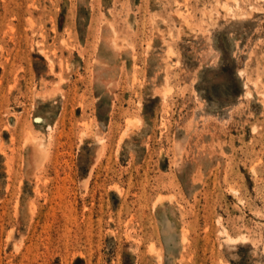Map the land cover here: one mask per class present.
I'll return each mask as SVG.
<instances>
[{"label": "rangeland", "instance_id": "obj_1", "mask_svg": "<svg viewBox=\"0 0 264 264\" xmlns=\"http://www.w3.org/2000/svg\"><path fill=\"white\" fill-rule=\"evenodd\" d=\"M0 264H264V0H0Z\"/></svg>", "mask_w": 264, "mask_h": 264}, {"label": "bare ground", "instance_id": "obj_2", "mask_svg": "<svg viewBox=\"0 0 264 264\" xmlns=\"http://www.w3.org/2000/svg\"><path fill=\"white\" fill-rule=\"evenodd\" d=\"M42 140V139H41ZM41 143V142H40ZM40 145V144H39Z\"/></svg>", "mask_w": 264, "mask_h": 264}]
</instances>
